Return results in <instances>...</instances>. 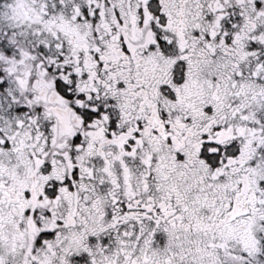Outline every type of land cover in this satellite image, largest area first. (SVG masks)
<instances>
[{
  "label": "snow or ice",
  "instance_id": "1",
  "mask_svg": "<svg viewBox=\"0 0 264 264\" xmlns=\"http://www.w3.org/2000/svg\"><path fill=\"white\" fill-rule=\"evenodd\" d=\"M0 264H264V0H0Z\"/></svg>",
  "mask_w": 264,
  "mask_h": 264
}]
</instances>
